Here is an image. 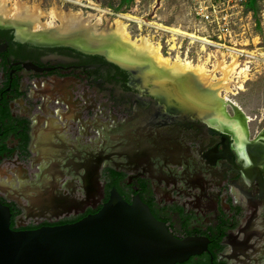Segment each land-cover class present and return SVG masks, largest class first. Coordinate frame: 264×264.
I'll list each match as a JSON object with an SVG mask.
<instances>
[{"label":"flooded vegetation","instance_id":"flooded-vegetation-1","mask_svg":"<svg viewBox=\"0 0 264 264\" xmlns=\"http://www.w3.org/2000/svg\"><path fill=\"white\" fill-rule=\"evenodd\" d=\"M46 31L0 24V202L11 228L76 223L115 188L175 237L206 240L175 264H264V127L252 133L245 114L203 105L148 62Z\"/></svg>","mask_w":264,"mask_h":264},{"label":"water","instance_id":"water-1","mask_svg":"<svg viewBox=\"0 0 264 264\" xmlns=\"http://www.w3.org/2000/svg\"><path fill=\"white\" fill-rule=\"evenodd\" d=\"M206 247L175 237L138 195L127 203L115 188L96 214L34 230L12 229L0 202V264H175Z\"/></svg>","mask_w":264,"mask_h":264},{"label":"bare ground","instance_id":"bare-ground-1","mask_svg":"<svg viewBox=\"0 0 264 264\" xmlns=\"http://www.w3.org/2000/svg\"><path fill=\"white\" fill-rule=\"evenodd\" d=\"M63 1L84 6L78 0ZM9 3V0H0V24L8 23L22 27L25 30H30L41 25L52 37L83 39L87 47H105L110 50L111 56L114 55L118 59L138 63L148 62L157 75H160L161 72L162 78L176 80L179 87L184 91L188 92L190 90L193 92L203 105L209 107L220 106L222 108L229 105L236 112H240L235 104L228 101L226 97H223L220 90L225 89L234 95L235 93H233L230 85L233 82L231 80L232 75L239 74L240 78H247L248 65L247 69L239 70V72L237 70L240 65L246 66L248 62L238 65L239 60L236 54L233 55V60L229 64H227L226 56L221 54L217 59V67L210 72L205 66L194 65L187 59H181L177 56L176 58L173 57L175 58L173 59L165 56L161 51V45L153 42L151 37L141 36L140 38H132L127 29L128 25L124 20L135 21L142 27L145 25V22L141 19L129 15H121L115 19V27L111 33H99L96 27L101 24L100 18L96 19L95 24H92L91 21L94 19L92 15L84 18L81 13H73L71 11L61 13L53 8L50 16L53 20L58 19L61 25L46 27L41 24L39 9H30L24 2L19 0H15L11 6H9ZM92 8L95 11L105 13L97 5H93ZM158 27L172 33L173 36L181 32L178 28H164L162 25H158ZM173 45L175 47V43ZM253 56L255 57L256 55L254 54ZM255 58L264 62V51H261ZM217 72H220L222 76L219 77ZM160 78L161 76L158 77V79ZM243 88V84L238 83V89L242 90ZM246 120H249V118L247 117Z\"/></svg>","mask_w":264,"mask_h":264},{"label":"rangeland","instance_id":"rangeland-1","mask_svg":"<svg viewBox=\"0 0 264 264\" xmlns=\"http://www.w3.org/2000/svg\"><path fill=\"white\" fill-rule=\"evenodd\" d=\"M9 1V6L15 2V0ZM19 1L24 2L30 9H39L41 24L46 27L52 25L53 27H57L61 25L58 19L53 20L50 16V12L53 8L61 13L70 11L73 13H81L84 18L92 15L94 16V19L91 21L92 24H95L96 19L100 18L101 24L96 27L99 33H111L115 27V19L119 18L118 16L121 15H129L145 22V25L141 27L135 21L124 20L128 25L127 29L131 37L140 38L141 36H148L152 38L153 42L159 43L161 47H164L166 40L170 39V34L165 29L159 28L158 25H162L164 28H178L181 23L180 20L182 19V0H78L84 6L72 4L63 0ZM93 5H97V7L105 11V13L95 11L92 8ZM263 7L264 0H252L249 4V8L253 10L256 18ZM38 26L42 27L41 25ZM257 33L260 34L263 39L260 45H256L257 40L254 41L256 47H253L252 41H250V49L254 51L252 54L255 55L256 53L259 54L261 51H264V31L258 29ZM258 48H263V50H257ZM162 53L170 57L166 55L163 50ZM172 56H174V54ZM177 57L181 58L180 56ZM203 58L206 59V54ZM203 58L201 62L195 61L192 64L205 66L210 72L215 70L217 65L212 69L207 66V62H204L205 59ZM238 60V65L246 63L244 58H238ZM261 61L252 64L253 66L250 71L247 69V64L246 66L240 65L237 71L239 72V70L247 69L246 79L240 78L239 74L232 75L231 80L233 82L230 85L233 93H235L234 95L227 92L225 89H220L223 97H226L228 101L235 104L240 112L249 118V125L252 133L264 127V62ZM229 63L230 60L227 61V64ZM217 75L219 77L222 76L220 72H217ZM242 81L243 83H241ZM238 83L243 84L244 88L242 90L238 89ZM231 108L230 106V112L233 114V108Z\"/></svg>","mask_w":264,"mask_h":264},{"label":"built area","instance_id":"built-area-1","mask_svg":"<svg viewBox=\"0 0 264 264\" xmlns=\"http://www.w3.org/2000/svg\"><path fill=\"white\" fill-rule=\"evenodd\" d=\"M251 1L182 0V24L178 27L181 32L175 36L169 33L170 39L166 40L161 51L172 58L180 56L189 59L191 63L201 62L206 54L204 62L212 69L221 54L230 62L236 54L239 59L244 58L248 62L250 71L252 64L260 61L255 58L258 53L253 56L250 41L253 47H256L255 40L256 45L262 44L263 37L257 31H264V7L256 18L249 8Z\"/></svg>","mask_w":264,"mask_h":264}]
</instances>
